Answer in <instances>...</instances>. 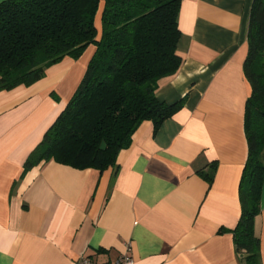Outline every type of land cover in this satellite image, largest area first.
Listing matches in <instances>:
<instances>
[{"label":"crops","instance_id":"crops-1","mask_svg":"<svg viewBox=\"0 0 264 264\" xmlns=\"http://www.w3.org/2000/svg\"><path fill=\"white\" fill-rule=\"evenodd\" d=\"M251 4L181 0L182 64L156 92L167 104L183 100L181 107L157 129L142 122L103 172L52 160L24 169L88 62L80 74L81 65L65 58L34 85L0 92V264H75L80 257L110 264L127 244L134 264H244L233 231L248 154L251 88L243 63ZM253 230L264 264V181Z\"/></svg>","mask_w":264,"mask_h":264},{"label":"trees","instance_id":"trees-1","mask_svg":"<svg viewBox=\"0 0 264 264\" xmlns=\"http://www.w3.org/2000/svg\"><path fill=\"white\" fill-rule=\"evenodd\" d=\"M100 29L96 17L100 2ZM181 0H5L0 4V92L30 87L65 58L92 46L85 72L64 110L25 162L54 161L99 172L114 167L144 121L154 129L181 107L156 97L182 60L177 18ZM243 74L248 154L239 183L241 215L233 231L244 264H259L254 218L264 181V0H252ZM208 182L212 178L204 177Z\"/></svg>","mask_w":264,"mask_h":264},{"label":"built area","instance_id":"built-area-1","mask_svg":"<svg viewBox=\"0 0 264 264\" xmlns=\"http://www.w3.org/2000/svg\"><path fill=\"white\" fill-rule=\"evenodd\" d=\"M130 245L127 244L125 247V252L119 256L113 263L110 264H134L132 256L129 254ZM75 264H96L87 257H80Z\"/></svg>","mask_w":264,"mask_h":264},{"label":"rangeland","instance_id":"rangeland-1","mask_svg":"<svg viewBox=\"0 0 264 264\" xmlns=\"http://www.w3.org/2000/svg\"><path fill=\"white\" fill-rule=\"evenodd\" d=\"M92 46L88 47L85 52L82 54V56H80L78 59H72V61L76 62V65L79 66L81 65V72L80 74L83 72V68L84 66L87 64L88 59H89V54H90V50H91ZM78 79V77H77Z\"/></svg>","mask_w":264,"mask_h":264}]
</instances>
